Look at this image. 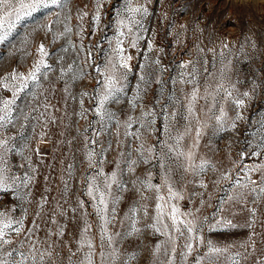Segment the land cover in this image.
Masks as SVG:
<instances>
[{"label": "snow or ice", "instance_id": "1", "mask_svg": "<svg viewBox=\"0 0 264 264\" xmlns=\"http://www.w3.org/2000/svg\"><path fill=\"white\" fill-rule=\"evenodd\" d=\"M108 2L96 0L91 20L97 30ZM66 3L0 0V43L25 17ZM148 14L140 0H124L104 64H95L88 50L87 66L96 74L90 91H74L76 82L91 73L78 59L69 61V48L62 46L63 54L56 56L44 43L36 48L38 58L29 70H14L0 79V93H10L0 94V193L12 198L0 208V264H134L138 253L129 251L127 243L147 236L155 237L148 250L153 264H264V250L254 242L232 252L234 246H218L204 236L205 226L207 231L235 228L238 209L255 217L264 204V162L244 163L247 157L264 160V136L251 152L239 154V163L233 161L235 172L221 170L200 151L209 131L238 130L255 89L240 92L227 66L219 79L212 75L209 80L207 68L201 79L189 62L180 64L178 75L170 77L173 87L165 93L163 73L168 69L148 56L151 41L130 86L134 69L128 48L141 54ZM70 32L65 26L53 43ZM153 84L160 87L155 103L147 99ZM74 121L83 126L73 133ZM113 125L119 158L106 171ZM53 127L57 143L66 146L55 189L54 176L41 172V166L54 170L55 163L44 164L42 155L39 163L34 161L28 135V129L35 133L39 128L43 139ZM260 127L264 130V120ZM78 165L81 187L73 198L71 182ZM141 165L145 174L135 175ZM157 170L159 183L154 182ZM210 171L215 176L209 182L204 177ZM193 198L199 207L194 203L191 210L183 209L181 202ZM208 208L213 209L211 216L202 211ZM71 225L77 227L66 243Z\"/></svg>", "mask_w": 264, "mask_h": 264}, {"label": "rangeland", "instance_id": "2", "mask_svg": "<svg viewBox=\"0 0 264 264\" xmlns=\"http://www.w3.org/2000/svg\"><path fill=\"white\" fill-rule=\"evenodd\" d=\"M95 3L96 0H67L63 7L40 9L31 16L25 17L17 24L11 36L4 43H0V79L10 75L14 70L19 72L29 70L30 65L38 58L36 48L44 43L56 56L63 54L62 46L69 48V61L78 59L84 71L91 73V76L86 75L76 82L74 91H90L95 86L93 77L96 74L87 66L88 50L91 49L95 64L102 66L106 53L110 51L109 41H112L116 34V22L119 19L117 13L123 8L124 0H109L103 7L99 30L91 20ZM140 3L149 10L148 16L143 21L147 31L143 33L144 39L140 41V55H137L135 49L128 48V53L133 56L134 69L133 74L129 76L130 86L136 83L138 65L143 62L147 42L151 41L153 50L147 53L148 56L152 60L159 58L162 65L168 69L163 73V79L167 82L165 93L173 87L170 77L178 75L180 64L189 62L201 73V79L204 78L205 68L210 73L208 77L210 80L212 75L219 79L220 70L227 66L230 70L228 75L240 92H251L253 88L255 89L253 98L247 101V107L243 110L246 120L239 123L237 131H209L201 141L202 155L215 161L221 170L231 169L235 172L233 161L239 163V154L251 152L264 136V130L260 127V121L264 120V0H140ZM85 12L89 15L84 16L81 21L79 16ZM46 26L50 27L51 31ZM65 26L70 28L71 32L53 43V36L62 32ZM97 44L100 48L96 47ZM72 45L75 46L74 50ZM49 62L54 63V61ZM0 94L10 96L8 92ZM159 94L160 87L153 84L147 99L155 103ZM199 103L203 104V101ZM225 107L232 108L229 104ZM229 116H234V112L229 110ZM82 126V121L79 125L74 121L73 133L76 127ZM17 131L18 127L13 129L11 134ZM39 133V128L35 133L28 129L29 154L37 163L41 155L44 164L55 163L54 170L41 166L42 174L51 173L54 176L55 189L59 184V161L64 158L62 152L66 151V146L61 148L57 143L59 136L55 127L49 136L43 139L40 138ZM116 133L117 130L113 125L112 148L107 154L109 163L105 165L106 171L112 170L114 167L112 161L119 158ZM37 150L40 155H36ZM15 162L18 164L20 158L16 157ZM259 162L264 160L247 157L244 161L245 164ZM144 174L145 167L141 165L135 175ZM214 176L215 173L210 171L204 178L210 182ZM79 181L78 165L71 182L73 198L81 187ZM154 182L159 183L158 170ZM210 191L215 190L210 189ZM11 199L0 193V208L10 205ZM84 199L87 200V197ZM194 203L199 207L195 198L182 201L181 205L183 209L191 210ZM202 211L205 215L213 214L212 208ZM233 219L238 225L235 228L207 231L205 226V238L218 246H234L232 252L243 251L241 245L251 242L255 243L258 250H264V204L259 206L255 217L249 215L247 210L238 209ZM76 227V225L70 226L66 243L72 241ZM154 240L155 237L147 236L139 241L132 240L127 243L129 251L138 253L134 264H153V258L148 250L152 248ZM201 250L206 251V248ZM63 251L66 253L67 247Z\"/></svg>", "mask_w": 264, "mask_h": 264}]
</instances>
